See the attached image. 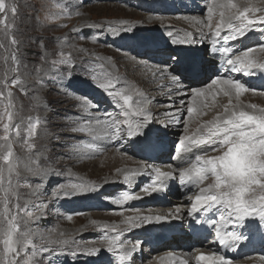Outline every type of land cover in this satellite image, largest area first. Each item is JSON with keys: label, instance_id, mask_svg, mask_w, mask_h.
<instances>
[{"label": "snow or ice", "instance_id": "snow-or-ice-1", "mask_svg": "<svg viewBox=\"0 0 264 264\" xmlns=\"http://www.w3.org/2000/svg\"><path fill=\"white\" fill-rule=\"evenodd\" d=\"M257 12L264 13V0H260V5L253 4L250 0H244L243 3H237L234 0H211V3L207 5V23L198 17H186V19L191 20L197 33L202 34L203 28L210 30L213 38L210 51L214 55L216 38L221 37L222 34L225 42L238 41L245 38L257 25H264V14L256 15ZM9 13L14 21L18 13V5L14 0L11 3L0 0V25L4 26L5 34L14 27L9 22ZM217 15L218 19L213 26L214 17ZM95 27L100 28V25ZM109 31L114 38H119L123 34L132 33L133 26L127 21H121L119 28H111ZM167 35L173 37L174 34L168 32ZM170 43L172 45L196 44L197 41L193 32H186L183 39L173 38ZM11 44L19 47L14 38ZM223 51L229 50L226 48ZM255 51L254 48H248L241 51L239 55L227 59L224 74L215 75L206 87H191L190 93L184 91L190 99L187 101V118L183 122L185 134L181 136L177 144V151L182 157L193 153L200 146H209L213 151L220 153L213 156L197 154L194 158L190 157L186 167L178 168V179L181 185L198 189L194 197H189L192 202L187 215L194 219L195 224L200 225L204 221L196 219V213H210L214 209L217 210L219 215L210 221L214 228L213 242H218L221 247L230 250H233V246L250 243L255 236H259L261 241H264V107L244 104L241 97L249 91L256 92L258 89L239 78L227 75L229 71L245 77L254 76L257 72L264 73V61L253 58L252 54ZM259 51L264 52V44L260 46ZM41 59L48 63L43 55ZM12 60L17 64V68L12 69L16 72L19 67L18 55L14 53ZM50 64L51 69L55 70L51 79L60 81L62 87L69 90H71L72 73L75 67H83L84 71L92 72L91 79L97 81L96 86L110 98L113 111L119 110V116L123 117L122 120L111 118L113 113L103 110L104 119H101L99 114L90 111L94 107L99 109V102H89L90 98L86 99L80 105L81 111L86 115L76 114V126L71 128V132L84 134L90 138L91 142L81 139L78 143H73L71 145L73 154L82 156L98 151L99 145L96 141L120 143L127 139L132 148H139L146 153L156 148L158 133L151 128L153 117L147 107L149 101L146 98L134 100V95L143 97L137 89L118 87L119 78L107 71L104 64L98 65L103 73L101 78L94 74L95 69L90 66L74 65L72 57L64 52H60L59 58L53 59ZM64 66L67 67L66 80L62 79ZM149 71L153 74L159 73L161 83L164 77H167L169 83L175 86L170 91L181 92L189 85L200 83L207 69L201 57L177 52L174 56L170 54L169 61L165 62L164 67L155 66ZM41 72L45 75L41 76ZM36 73V82L43 85L45 76L49 73L40 66H37ZM7 79L5 77L3 81H0V104L3 105L0 109V126L4 133L0 136V264H40L36 260L39 254H48L52 250L50 247L52 245L66 246L70 239L54 238L51 232L45 235L39 229L32 228L31 224H38L45 218V206L37 204L34 205L36 211H30L28 209L33 205L25 203L22 206L20 203V188L30 185L20 184V180H26L27 177L20 175V158L13 151V137L21 136V127L15 122L18 113L14 104V93L6 83ZM11 85L26 91L25 83L20 78L12 79ZM221 96L227 98V103L220 106L222 111H216L210 120H200L199 118L219 106L217 97ZM33 99L38 101L39 97H33ZM181 103L183 104L184 101ZM172 115L178 124L180 110ZM193 120L198 121L195 130L190 128V122ZM43 123L44 121L39 117L29 118L27 127L24 129V142L29 153L36 148L30 141L38 135V129L43 126ZM55 135L59 140V135ZM41 156L42 153H37L34 159L29 156L30 163L25 165L30 176L40 181L45 176L51 178L50 170L40 166ZM181 162L185 161L181 159ZM138 174L140 173L136 170L126 172L123 175V184L127 186L133 183ZM174 178V171L153 168L151 182L145 185L142 191L146 195L164 191L166 182ZM209 178H211L210 182L206 186H201ZM38 190L39 185L33 192ZM96 190V185L90 181H70L58 186L52 196L60 198L62 194L64 198H70L73 195H85ZM141 198L129 191H123L114 203L123 205L128 201ZM175 212V218L181 219V209L177 208ZM170 216L171 213L169 216L154 217L137 214L125 217L122 221L125 225L123 228L105 225V235L101 238L103 246L89 248L86 254L99 257L102 253H106L110 257L108 264H113V258L115 264H130L136 250L142 248L143 242L138 241L136 244L121 242V236L141 227L143 222H164ZM67 218L71 220L72 217L69 215ZM51 231L54 232L55 229ZM109 231L112 235L108 234ZM37 240L42 243L37 244ZM81 254L73 253L74 256ZM168 257L175 259L172 253H169ZM195 260L197 264H231L228 258L218 254L217 251L209 254L200 253L195 256ZM180 264H187V262L180 261Z\"/></svg>", "mask_w": 264, "mask_h": 264}, {"label": "rangeland", "instance_id": "rangeland-1", "mask_svg": "<svg viewBox=\"0 0 264 264\" xmlns=\"http://www.w3.org/2000/svg\"><path fill=\"white\" fill-rule=\"evenodd\" d=\"M6 2L11 3L13 0H6ZM14 2L18 5V13L14 21L12 20L11 14L9 13V22L12 23L14 27L8 30L7 34H5L4 26L0 25V81H3L5 77L8 78L6 83H8L10 89L14 93V104L18 113L15 117V122L21 127V136L19 138L13 137V151L16 156L20 158L19 172L21 177H27L26 180L21 179L20 184L30 186H24L20 188V203L22 206L25 203L33 205V207H29L28 210L30 211H36L34 205L43 204L45 206V218L41 219L38 224L30 225L34 229H39V231L45 235L51 232L54 238L70 239L72 233L75 232V230L70 233H67L68 231H66L63 233V235H61L59 232H56V229L67 226H72L73 228L75 227L77 228L76 231L79 232L77 237H71L68 245H52L50 246L52 250L48 254H39L36 257V260L40 262V264H50V262L51 264H108L110 257L106 253H102L99 257L89 256L86 254V251L89 248L103 246V241L101 238L103 235H105V225H116L118 227L120 226L119 228H123L125 226L121 221L115 223L116 218L121 219L122 217L124 219L128 216H135L140 211H144L145 209L150 210L157 207H170V209H172L177 204V202L173 200L177 199H184L183 201L185 202L182 203L183 206L185 208H190L192 201L188 197H194L197 194L198 189H180L179 186L182 185L179 182L178 173H174V177L177 178L172 179V181H175L178 189L163 193L162 198L164 197V199L160 201H166V203L160 204V201H158L160 194L157 193L154 197L158 199H156V201H154L155 203L153 204L145 205L138 201L126 207H115V211L123 212V215H120V217L111 218V215H104L103 213L112 212L109 206L111 205V201L120 198L123 191H129L131 194H139L143 187L151 182L152 168L157 165H149V163L156 161V156L145 153L139 148H132L128 142H126L127 144H124L125 139L120 143L112 142L111 144H107L106 141H96V143L99 145V148L104 146L101 151L92 152L82 156L73 154L71 151V145L73 143H78L81 139L91 142L90 138L86 137L84 134L71 132V128L76 126V114L79 113L81 116L86 115L80 109V105L86 99L90 98L89 102H99L100 108L96 109L94 107L90 109V111L99 114L101 119H104L103 110L112 112L113 116L111 118L122 120L123 117L119 116V110H116L115 112L113 111L110 98H108L96 86L97 81H93L91 79L93 74L92 72L84 71L83 67H75L72 73V81L70 86L71 90H69L68 88L62 87L60 81H53L51 79V75L55 74V70L51 69L50 62L53 59H58L60 52H64L65 54L72 57L74 65L90 66L91 68L95 69L94 74L101 78L103 77V73L99 69L98 65L104 64L107 71L111 72L113 76L119 78L120 82L118 87H132L143 94L144 86H138L137 81L131 79L130 76L126 74L128 71L125 65L131 61L136 63V69H144V67L150 64L163 67L165 62L169 61L170 54L174 56L177 52H180L183 55H196L199 53L200 56L198 57L203 59L205 67H208L210 63L217 64V61L213 60V57L214 55L218 54L220 49L223 48V43L222 46L216 47V51L218 50V52L213 55L211 54V48L209 46H203V41H200L202 45H200L199 49L198 38L195 39L197 43L193 44L192 48L190 45H172L170 43L172 39H169V36L166 32V29L177 31L178 34L182 29H184L183 31L188 32L185 28L188 29L189 26L186 27V25L192 22L190 19H186L187 16V18H189V16L199 15L201 18H204L205 21L207 16V5L211 3V0H193L192 2L194 4L192 5L202 8V10L198 12L197 8H193L191 6L192 10H195V13L193 14L184 13L185 11H182V8L178 11L177 9L165 10L162 8L163 6L161 7L162 4H165V6L168 4L171 6L177 5L176 2L174 3V1L171 2L170 0H155V2H153V0H14ZM57 5H59V7H57ZM108 5H113L115 8L116 6H119L130 9L131 11L140 13L142 15H150L152 17L159 15L170 17L173 16L174 18H170L173 23H171V26L163 27L157 18H153L150 22L142 21V19H139V21L134 18L135 16L128 17L127 15H120L121 13H117L113 10V8L108 7ZM150 6H153V11L143 10V8L146 7L150 9ZM104 7H106V9H103ZM170 11H174V13H170ZM260 14L264 13H256V15ZM82 17H84L86 24L84 21H82L83 19L81 20L82 23L78 21V19ZM121 21H127L128 24H134L135 26L132 25L133 32L123 34L119 36V38H114L110 31L107 33L104 31V33L102 32L101 28L105 26H114L113 28H119L118 26L120 25ZM96 25H100V28H96ZM256 31L264 33V25H257L253 29V32H249L250 35H247L245 40L250 38V36H253V33ZM91 37H95V39H91ZM13 38L17 40L19 44L18 48L11 44V40ZM245 40H242V43L246 42ZM90 42H92L93 45H90ZM239 44H241V42H239ZM178 46H182L183 48ZM202 46L205 48V50L202 49ZM132 48L135 50L134 52L132 51ZM79 49L88 51L83 56L84 53H81L83 51H79ZM154 50H158L160 53H156ZM74 51H79V53H76L75 55ZM190 52L193 53L189 54ZM238 52L239 51H236L235 54ZM14 53L19 57V67L16 72L12 71V69L17 68V64L12 60ZM153 53L154 56L156 54H158L157 56H162L163 61H157L154 59L152 56ZM42 55L46 58L48 63H45L44 60L41 59ZM232 56L233 54L228 56L224 62H226L227 59H230ZM37 66L42 67L49 73V75L45 76V82L43 85L36 82ZM212 68L215 69V67ZM63 70L64 77L62 79L66 80L67 67L64 66ZM219 70H221V68H216V72H219ZM134 72L137 74L138 71L134 70ZM122 74L125 75L123 76ZM40 75L44 76L45 73L41 72ZM140 76L141 75L138 72V81H140ZM14 78H20L24 81L26 91H22L19 88L11 85V80ZM164 78L167 79V77ZM211 79L212 75L209 73L208 77L205 78L201 85L208 84ZM151 83H155V81H151ZM156 90L157 89L150 90V92H152L154 95L152 94L150 97L149 95H146L145 97L149 101L147 107L152 113L153 117L151 128L158 133V140L161 142H168L166 148L167 158L162 162V164H175L171 161V159L174 156L173 153L175 151V145L177 144L178 138L173 139L171 137L172 140H167L166 136L164 135L169 133L166 128V124L170 121H166L167 123L164 124L163 120L165 117H162V119L157 117V113H167L171 110L166 109V107L170 104L169 102H171L173 98L169 97L166 99H161V96L158 95L160 92H157ZM33 97H39V100L36 101L33 99ZM97 98L100 99V101H97ZM134 98L137 97L134 95ZM77 99H80L79 103L76 102ZM248 104L253 103L251 101ZM2 107L3 105L0 104V109H2ZM216 111L208 112L207 116H203L204 119L206 118L205 120H207V118H209L211 115L214 116ZM183 115L186 116L187 113H184ZM36 117L41 118L44 123L43 126L38 129V135L30 141L31 143L35 144L36 148L31 153H29L24 142V129L27 127L29 118ZM184 119L185 117L181 118L180 116L181 122L184 121ZM210 119H212V117ZM197 123V120H195L194 123L190 122V125L192 124L190 128L195 130ZM182 126L183 124L177 127L180 130ZM178 133H180L182 136L183 131ZM3 134L2 126H0V136ZM55 134L59 135V140H57ZM173 134L175 133L173 132ZM178 141H180V139ZM108 151H115L120 155L122 154V156L128 157V159H131V161L137 162L136 165L140 162L144 170L149 168V171L146 172L145 170L144 173H141L144 174V180L142 182L139 180L137 181V178L135 177L133 183L127 186L123 184V181L121 182L118 180L115 183L114 188H112L113 193L104 191L102 189L104 187L96 185L98 180L103 178V176H111L112 172L108 170L101 173L98 172L96 168L83 169L80 168L81 162L83 159L91 161L98 159L101 160ZM37 153H42V156L40 157V166L50 170L51 178L45 176L43 180L40 181L31 177L26 171L25 165L30 163L29 156L34 159ZM197 154L213 156L216 154L219 155L220 153L213 151L209 146H200L196 150V154H194L191 158H194V156ZM188 162H190V160ZM118 165L120 168L128 167L124 164ZM186 166L187 162L182 164L181 167ZM80 180L90 182L92 181L96 185L97 190L85 195H73V197L70 198H64L62 194L60 198H53L52 193L58 186L67 184L70 181L79 182ZM210 180L211 178L205 181L206 183L204 182V184L201 186H206ZM37 185H39V190L34 193L33 190L36 189ZM147 196H153V194L145 195L144 197ZM170 212L172 214L166 222L167 224L161 228L162 236L160 238H163L164 241H161L159 244L155 243L154 247L156 249L147 252L146 250L144 251L141 249L151 248V243L142 241V248H138L134 253L136 257H138L139 254H142L145 257V252L150 255L147 256V258L152 261L155 258L162 256V254L166 253L168 250H174L176 252H190V250L195 247L194 245L178 247L169 246L168 244L166 246L162 244L164 242L167 243L168 241H172L171 239H174V236L181 234L180 231H185L181 228L184 225L183 223H175V221L180 220L175 218L176 212L172 210H170ZM69 215L72 217L71 220L67 218ZM218 215L219 213L209 214L200 212L195 214V218L200 220L207 219L205 221L210 222ZM93 221H95V223H93ZM183 222L186 223V221ZM150 223L153 225L158 224V222L155 221ZM187 223L188 227H190L188 232L190 235H192L191 228L196 225L194 223V219L190 217ZM171 227L175 228L176 231L170 233L168 236V234L163 231ZM53 229H55L54 232L51 231ZM138 232L139 229L123 234L121 236V242L127 241L129 244H136L138 242L136 235ZM213 232L214 228L211 226L209 232L201 236L200 239L202 242L207 243L210 241ZM108 234L112 235L110 231ZM192 239H196V236L192 235ZM36 243L40 244L42 241L37 240ZM263 243L264 241H261L260 239L258 241L257 248L260 245L261 247H264ZM245 244L246 245L242 244L239 246H233V250L226 248L228 253L232 251V254H230L229 258L232 255L231 259H239L242 262L245 261V257L251 258L250 256L252 252H248L245 255H242L240 252V249L242 248L250 249V247L247 246V243ZM202 245L206 246L209 244ZM205 248L207 249V247ZM73 253L82 254L74 256ZM135 256L132 257L130 264L136 263ZM160 263L166 264L168 261L161 260ZM113 264H115L114 258Z\"/></svg>", "mask_w": 264, "mask_h": 264}, {"label": "bare ground", "instance_id": "bare-ground-1", "mask_svg": "<svg viewBox=\"0 0 264 264\" xmlns=\"http://www.w3.org/2000/svg\"><path fill=\"white\" fill-rule=\"evenodd\" d=\"M170 1L171 2L174 1V3L176 2L177 5L176 6H171V5L168 4L167 6H165V4H162L161 7L163 6L162 8H164L165 10H167V9H174V10L177 9L178 11H179V9L182 8L181 10L182 11H185L184 13H189V14L195 13V10L193 11L192 8H191V6L193 8H197L198 12H200L202 10L201 7H197L195 5H192V4H194L192 2L193 0H170ZM153 2H155V0H153ZM234 2L243 3L244 0H234ZM250 2L253 3V4H256V5H260V0H250ZM198 4H200V3H198ZM108 7L113 8V10L116 11L117 13H121L120 15H127L128 17H134L135 16L134 18L136 20H139V19L141 20L142 19V21L150 22V21H152L153 18H157L158 17L157 19H158V21H160L161 26H163V27L171 26L172 25L171 23H173V21L170 20V18H174L173 16L170 17V16L159 15V16L152 17L150 15H145V14L142 15L140 13L131 11L130 9L122 8V7H119V6H116V8H115V6H113V5L112 6L108 5ZM103 9H106V7H104ZM143 10L153 11L154 8H153V6H150V9H148L146 7V8H143ZM170 13H174V11H170ZM206 15H207V13H206ZM190 17H198V18L204 20V18H201L199 15L189 16V18ZM216 19H218V15L216 17H214L213 26L215 24V20ZM81 20L84 21V17L78 19V21H80V22H81ZM133 21H135V20H133ZM84 22L86 24V21H84ZM206 22H207V20L205 19V23ZM188 24H190V25H188ZM188 24L186 25V27L189 26V28L188 29L185 28V29L188 32H193L195 39H197V38L199 39V45H198L199 49H200V45H202V43L200 41H203V43H204L203 46L206 45V46H209L211 48L212 47V40H213V38L210 35V30L208 28H203V26H201L203 28V33L202 34L201 33H197L196 30H195V27L193 26V24L192 23H188ZM130 25H134V24H131L130 23ZM113 27L114 26H105V27L101 28V30H102V32L104 31V32L107 33L109 31V29H111ZM118 27H120V25ZM183 30L184 29H182L179 34L177 33V31H173L172 29H169V30L166 29V32L167 33L168 32H172L174 34L173 37H169L170 40L173 39V38H175V39H183L184 38V34L186 33ZM250 31L253 32V30H250ZM249 32H248L247 35H250ZM224 34H226V33H224ZM253 34H254L253 36H250V38H247L246 40H245V38L247 37V35H246V37L244 39H240L238 41H228V42H225L223 40V34H222L221 37L216 38V47L222 46V43H223L224 44L223 45V48L224 49L227 48L229 51L228 52L223 51V48L222 47H221L222 49H220L219 52L217 50L216 52H218V54L214 55V57H213V60H216L217 61V64L210 63V65L208 67H206L207 71L205 73V76L201 80V82L200 83H197V84L189 85L187 89L182 90L181 92L170 91V89H173L175 86L174 85H171L166 78H164L163 79V83H161L160 74L159 73L153 74V72L149 71V69L155 67L152 64L144 67V69H136L135 68L136 63H133L132 61L129 62V63H127L125 65V67H126V69L128 71L126 74L128 76H130L131 79L136 80L138 86H144L143 87V91H144L143 97H137V98H134V100L135 99H143V98L146 97V95H149V97H150V95L153 94L152 92H150V90H152V89H157L156 91L157 92H160V94H158V95L161 96V99H166V98H169V97H171V98L174 97L175 98L171 102H169L170 104L166 107V109H171L170 111H168L167 113H157V117L159 119H162V117H165L164 120H163L164 124L167 123L166 121H170V122H168L166 124L167 125L166 128H167V130H168L169 133H167L166 135H164V136H166L167 140L170 141V140H172V138L173 139L174 138H178V140H179L181 138V135L178 132H182L183 131L182 136L185 134L184 133L183 126L181 127L180 130L177 127V126H181L184 121H182V122L179 121V123L176 125L175 119H174V117L172 115V113L176 112L177 110H180L181 118H183V117H185V119L187 118V115L184 116L183 114L184 113H187L186 112L187 101L190 99V96L189 95H185L184 94V91H187V92L190 93L191 87H206L210 82L208 84H206V85H201V84L205 80V78L208 77L209 73L212 75V78H214L215 75H218V74H221L222 75V74H224V70L227 67V64H226V62H224V60L226 58H228V56H231L232 54H233V56L239 55L240 54L239 52H241V51L247 50L248 48H254V49H256V51L252 54L253 55V58L256 59L257 61H263L264 60V52L259 51L260 46L262 44H264V33L263 32H259V31H256ZM242 40H245L246 42H243L242 43ZM239 42H241V44H239ZM238 44H239V46H238ZM90 45H93L92 42H90ZM179 45H190L191 48H192V45L193 44H179ZM203 46H202V49L205 50V48H203ZM178 47H182V46H178ZM87 51L81 52V53H84L83 56L86 54ZM132 51L134 52L135 50H133V48H132ZM154 51H156V53H160V51H158V50H154ZM177 51H180V50H177ZM236 51H239L238 52L239 54L238 53L235 54ZM74 53L76 55V53H79V51H74ZM192 53L193 52H190L189 54H192ZM194 53H197V52H194ZM157 55L158 54H156L154 56V53H153L152 56L157 61H163V57L162 56H157ZM195 56H200V54L197 53ZM82 59H84V58H82ZM164 59H165V57H164ZM164 66L165 65H163V67ZM212 67H215V69L212 68ZM216 68H221V70H219V72H216ZM134 70H137L139 72V74L141 75L139 77L140 78V81L137 80L138 72L136 74V72H134ZM122 75L124 76L125 74H122ZM227 75L228 76H233L234 78H239L243 82H246L248 85L254 86L255 88L258 89V91H256V92L249 91V92L245 93L241 97V100L243 101L244 104L247 105L249 102L252 101L253 104H256V105H259V106H264V94H262V90H264V73L257 72L254 76H247V77H245V76H243L241 74H234V73H231L229 71L227 73ZM151 81H155V83H151ZM165 94H167V95H165ZM93 98H94V96H93ZM77 100H76V102L79 103L80 102V99H77ZM97 101H100V99L97 98ZM181 101H184V103L182 104ZM217 101H218V105L219 106L216 109H214L213 111H216V110L217 111H222V107H220V106H222L224 103H227V98L222 97V96L221 97H217ZM233 103H235V100H233ZM94 114H96V113H94ZM211 117L213 118V115H211L209 118H207V120L210 119ZM199 119L200 120H203L204 117L199 118ZM191 122L194 123L195 120H193ZM173 132L175 134H173ZM178 140H177V144L179 143ZM106 142H107V144H111L112 143L111 141H106ZM126 142H128L127 139L124 140V144ZM167 144H168V142H166V141L161 142L160 140H158V143H157L156 148L153 151L147 152L148 154H151L153 156H156V161L149 163V165L150 164L157 165V166H154L153 168L158 167L162 171H174V173H178V168L181 167L182 164L188 162L190 160V157H193V155L196 154V151H194L193 153H191L189 155H184L182 157L181 154L177 151V144H176L175 145V151L173 153L174 156L171 159V161L173 163H175V164H165V165H163L164 163L162 164V162L165 161L166 158H167V155H166V152H167V150H166ZM103 147L104 146H101L98 151H101ZM205 149H203V150H205ZM181 159H183L185 162H181ZM136 163L137 162L131 161V159H128V157L122 156V154L120 155V154L116 153L115 151H108L107 153H105L104 158L101 159V160L98 159V160L91 161V160H86V159L84 160L83 159L82 162H81L80 168H83V169H86V168H88V169L89 168H91V169L92 168H96L98 170V172H101V173L110 170L112 172V175L111 176H107V177H104L102 175L103 178H101L100 180H98L96 185H100V186L104 187V188H102L104 191H109L111 193L112 192V188H114L115 183L118 180H120L121 182L123 181V175L126 172H130L132 170H136L138 173H140V174H138L136 176L137 181L139 180V181L142 182L144 180L143 179L144 174H141V173H144L145 170H146V172L149 171V168H146L144 170V168L141 166V163L140 162H139L140 164L138 163L139 165L138 164L136 165ZM118 164H120V165H123L124 164L125 166L127 165L128 167L127 168H120ZM111 168L114 169V170H112ZM23 170H24V168H23ZM175 178H177V177H175ZM179 188L180 189L181 188L188 189L190 187L187 186V185H182V186H179ZM176 189H178V187L176 186L175 181H172V179H170V180H168L166 182L165 190L164 191H161V192H158L160 194L159 197L161 199L160 198L158 199V198L154 197L157 193L153 194V196L144 197L146 194H144L143 191H141L139 194H133V195H138V196L142 197L141 199H135V200L129 201L126 204H123V205H116L114 203V201H111V205H109V206H110L112 212L111 213L110 212L109 213H103V214L106 215V216H110L111 215L110 216L111 218L112 217L113 218L120 217L121 213H123V212L122 211H115V209H114L115 207L116 208H118V207L119 208L120 207H126V206H129L130 204L136 203L138 201L140 203H142V204H145V205L146 204H149L150 205V204L155 203L154 201H156V199H158V201L163 200L164 199V197L162 198L163 193H165L167 191H171V190L174 191ZM172 193H174V192H172ZM173 199H175V198H173ZM183 200L184 199L173 200V201L177 202V204L172 209H170V207H168V208H160V207H157V208H152L150 210H146L145 209L144 211H140L138 214H140L142 216H153V217L156 216V215L167 216V215H169L171 213L170 210L175 211L177 208H180L181 209V213H180L181 219L179 221H175V223H178V222H180L181 224L183 223L185 226L183 225L181 228L183 230H185V231H180L181 234L174 236V239L173 238L171 239L172 241H168L167 243L164 242L162 244L163 245H166V246L168 244L169 246H178V247H180V246L187 247L189 245H194L195 247L192 248L190 250V252H176L174 250H172V251L171 250H168L166 253L162 254V256H160L159 258L157 257V258H155L152 261L147 258V256H150V255H148V253H145V252H144L145 257L142 254H139L138 257H136L135 255H133V256H135V261H136L135 264H162V263H160L161 260L162 261H168V263H166V264H180V261H186L187 264H197V262L195 260V256L196 255H198L200 253L209 254L212 251H217L218 254L224 255L226 258H228L231 261V264H264V247H261V245H260L257 248L258 241L260 240V238L258 236H255L253 238V240H252L251 243H247V246L250 247V249H246V248L240 249V252H241L242 255H245L248 252H252V254L250 256L251 258H246L245 257V261L244 262L240 261L239 259H231L232 255L229 258L230 254H232V251L230 253H228L226 251V248L221 247L218 244V242L214 243L213 242L214 239H215L214 238V235H212L211 240L208 241L207 243H203L202 242V240L200 239L201 236L207 230H210V228H211L210 222L205 221L207 219L203 220V221H205L203 224H200V225H197L196 224L194 227L191 228V233H194L195 232L197 234V236H198V237H196V239H192V235H190V233L188 232V230H190V227H188V223H187L189 221V219H190V217L187 215V210L189 208H185L183 206L182 203L185 202ZM150 202H152V203H150ZM161 203H166V201H160V204ZM210 213L211 214H216V213H218V211L214 209ZM124 219L122 217H121V219L116 218L115 223L120 222V221L122 222ZM167 221L158 222V224H156V225H153V224H151L149 222H143L141 224V228L139 227V228L134 229V230L139 229V232L136 234L138 241L139 240L140 241H143V242H146L147 241V242L151 243V248H143L141 250H144V251L146 250V252L147 251H153V250L156 249L154 247V244L155 243H158L159 244L161 241H164L163 238H160L162 236L161 235L162 234L161 233V228L164 227L165 224H167L166 223ZM183 221H186V223H184ZM86 224H88V223H86ZM118 225H119V223H118ZM120 225H121V223H120ZM73 230H75V232H73L72 233V236L71 235L70 236L71 237H77L79 232L76 231L77 228H75V227L73 228L72 226H67V227H62V228L56 229V232L65 233L66 231H68L67 233H70ZM174 231H176V229L171 227V228H167L163 232H166L168 234V236H169V234L172 233V232H174ZM71 237H70V239H71ZM202 244H209V245L204 246ZM200 245H202L203 248ZM243 245H246V244L244 243ZM205 247H207V249ZM169 253H172L173 256L175 257V259L169 258L168 257V254ZM253 256H256V257H253Z\"/></svg>", "mask_w": 264, "mask_h": 264}]
</instances>
